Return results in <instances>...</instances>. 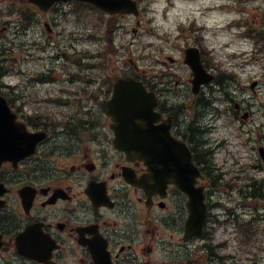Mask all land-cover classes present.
<instances>
[{
  "label": "flooded vegetation",
  "instance_id": "af4514ba",
  "mask_svg": "<svg viewBox=\"0 0 264 264\" xmlns=\"http://www.w3.org/2000/svg\"><path fill=\"white\" fill-rule=\"evenodd\" d=\"M42 14L29 0H0V72L10 48L21 47L9 34L36 40ZM181 62L180 70L168 66L140 77L158 96L164 119L156 125L169 121L203 171L198 106L207 86L195 95L192 69ZM56 68L63 76L42 82L51 87L37 106L26 92L7 93L20 121L46 136L33 154L0 166V264H250V242L236 240L228 226L233 184L214 174L199 180L208 213L202 234L186 241L189 196L155 169L162 158L180 156L153 154L149 162L116 147L107 113L110 81L91 76L87 66Z\"/></svg>",
  "mask_w": 264,
  "mask_h": 264
},
{
  "label": "rangeland",
  "instance_id": "374dc122",
  "mask_svg": "<svg viewBox=\"0 0 264 264\" xmlns=\"http://www.w3.org/2000/svg\"><path fill=\"white\" fill-rule=\"evenodd\" d=\"M222 1L236 0H139L140 15L118 18V27L111 30V42H108L111 33L107 28V16L77 4L64 3L56 10L60 34L53 40L44 37V40H51V47H45L42 55L37 53L42 60L23 59L24 49L13 51L7 64L10 71L4 75V81L19 85L17 91L28 93L27 99L37 106L40 98L46 97L42 93L50 91L51 87L39 83V76L49 74L52 67L77 65L80 61L97 63L102 70L108 71L102 74L103 78L119 77L133 70L131 60L138 65L139 73L146 71L148 75V71L153 72L150 69L157 71L168 66L175 69L179 65L182 69L184 45L202 35L205 45L215 47L213 54L217 61L235 78L225 81L226 90L218 84L206 90L204 102L207 106H198L201 137L211 151L214 176L234 185L228 196V208L233 215L228 226L236 231L243 222L258 217L251 226L258 233L255 240L263 242V248L256 251L263 263L264 163L258 146L264 145V52L259 54L255 50L254 39L242 37L240 31L244 28L232 31L226 23L235 17L244 18L249 30H259L264 25V0H242L244 14L219 9ZM137 20H140L139 25ZM134 27L138 28L136 34L132 30ZM244 51H247L244 54L247 62L241 54ZM65 53L68 56H64ZM255 53L260 59L252 58ZM166 55L179 59L178 64L167 58L163 65L161 60ZM52 75L63 76L57 68ZM254 80L260 81L256 93L249 87ZM236 102L251 111L248 120L243 121L234 113ZM254 183L263 195H252ZM234 237L241 239L236 233Z\"/></svg>",
  "mask_w": 264,
  "mask_h": 264
},
{
  "label": "water",
  "instance_id": "95a60500",
  "mask_svg": "<svg viewBox=\"0 0 264 264\" xmlns=\"http://www.w3.org/2000/svg\"><path fill=\"white\" fill-rule=\"evenodd\" d=\"M32 1L47 8L56 0ZM83 1L90 2L111 13L121 11L137 12L136 3L133 0ZM187 58L199 76L201 73L200 62L193 61L189 56ZM196 80L200 82L199 78ZM156 104L154 93L147 91L140 81L132 78H123L115 84L113 97L108 102L109 114L116 122L113 126L117 133L116 143L119 147L126 149L129 154L135 150L138 151L137 154L140 156H147L148 150L145 149V146L149 142L153 146H158V144L163 146H182L180 142L172 138L169 127L158 129L150 126L151 121L156 120L159 116L154 111ZM137 120H143V122H138ZM24 136H26L24 125L16 121V116L10 110L6 99L0 95V164L5 160H20L34 150L35 143L41 138L40 135H36L30 139V148L32 149L27 150L24 148L23 143L20 142ZM260 153L264 157L262 149ZM183 187L188 189L190 185L183 184ZM203 199V195L200 194L191 201L192 216L187 227V236H191L195 232L199 233L201 230L205 217ZM196 227L197 231H195Z\"/></svg>",
  "mask_w": 264,
  "mask_h": 264
},
{
  "label": "trees",
  "instance_id": "16d2710c",
  "mask_svg": "<svg viewBox=\"0 0 264 264\" xmlns=\"http://www.w3.org/2000/svg\"><path fill=\"white\" fill-rule=\"evenodd\" d=\"M257 190H255V192H256Z\"/></svg>",
  "mask_w": 264,
  "mask_h": 264
}]
</instances>
